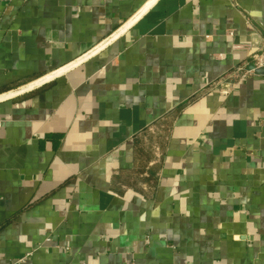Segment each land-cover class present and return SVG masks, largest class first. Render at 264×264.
<instances>
[{
	"label": "crops",
	"instance_id": "1",
	"mask_svg": "<svg viewBox=\"0 0 264 264\" xmlns=\"http://www.w3.org/2000/svg\"><path fill=\"white\" fill-rule=\"evenodd\" d=\"M147 1L0 0V93ZM262 45L264 0H157L1 101L0 264H264V72L232 74ZM164 120L155 185L128 186L133 140Z\"/></svg>",
	"mask_w": 264,
	"mask_h": 264
},
{
	"label": "trees",
	"instance_id": "2",
	"mask_svg": "<svg viewBox=\"0 0 264 264\" xmlns=\"http://www.w3.org/2000/svg\"><path fill=\"white\" fill-rule=\"evenodd\" d=\"M169 128L170 121L164 120L159 123L158 128L154 130L152 128L145 129L142 136L135 137L133 140L134 166L120 171L130 177L131 180H129L128 186L143 191L142 187L155 185L157 177L152 174V170H156L158 165L155 163V165L148 166V162L153 156L155 148L163 153L167 144Z\"/></svg>",
	"mask_w": 264,
	"mask_h": 264
},
{
	"label": "water",
	"instance_id": "3",
	"mask_svg": "<svg viewBox=\"0 0 264 264\" xmlns=\"http://www.w3.org/2000/svg\"><path fill=\"white\" fill-rule=\"evenodd\" d=\"M157 0H148L134 15H132L127 21H125L121 26H119L116 30H114L110 35H108L105 39L100 41V43L96 44L94 47H92L87 52L83 53L76 59L72 60L71 62L67 63L66 65L49 72L37 79H34L22 86H19L17 88L11 89L6 92L0 93V102L5 101L7 99L14 98L16 96L28 93L32 90L38 89L49 82L56 79L58 76L66 73L68 70L76 67L77 65L83 63L87 59L94 56L96 53H98L100 50H102L104 47H106L108 44H110L112 41H114L117 37H119L121 34H123L127 29H129L139 18H141L147 10L156 2ZM255 73H261L264 72V68L256 69L254 71Z\"/></svg>",
	"mask_w": 264,
	"mask_h": 264
},
{
	"label": "built area",
	"instance_id": "4",
	"mask_svg": "<svg viewBox=\"0 0 264 264\" xmlns=\"http://www.w3.org/2000/svg\"><path fill=\"white\" fill-rule=\"evenodd\" d=\"M230 36L233 35V31H228ZM240 45H235L234 48H241ZM264 68V45L258 50H255L251 53L249 67L244 69L243 67H235L232 74L234 75H243V74H250L253 73L256 69ZM4 121L0 118V129L3 126ZM21 260H16L12 264H19Z\"/></svg>",
	"mask_w": 264,
	"mask_h": 264
}]
</instances>
